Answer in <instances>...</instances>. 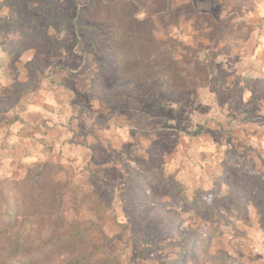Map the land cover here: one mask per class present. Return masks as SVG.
I'll return each mask as SVG.
<instances>
[{
    "label": "rangeland",
    "instance_id": "1",
    "mask_svg": "<svg viewBox=\"0 0 264 264\" xmlns=\"http://www.w3.org/2000/svg\"><path fill=\"white\" fill-rule=\"evenodd\" d=\"M0 264H264V0H0Z\"/></svg>",
    "mask_w": 264,
    "mask_h": 264
},
{
    "label": "trees",
    "instance_id": "2",
    "mask_svg": "<svg viewBox=\"0 0 264 264\" xmlns=\"http://www.w3.org/2000/svg\"><path fill=\"white\" fill-rule=\"evenodd\" d=\"M76 235H74L73 237H75Z\"/></svg>",
    "mask_w": 264,
    "mask_h": 264
}]
</instances>
